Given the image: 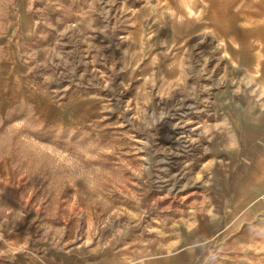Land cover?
<instances>
[{
    "label": "rangeland",
    "instance_id": "374dc122",
    "mask_svg": "<svg viewBox=\"0 0 264 264\" xmlns=\"http://www.w3.org/2000/svg\"><path fill=\"white\" fill-rule=\"evenodd\" d=\"M239 3L0 0V264L121 262L200 216L231 84L212 10Z\"/></svg>",
    "mask_w": 264,
    "mask_h": 264
},
{
    "label": "crops",
    "instance_id": "0c3cea01",
    "mask_svg": "<svg viewBox=\"0 0 264 264\" xmlns=\"http://www.w3.org/2000/svg\"><path fill=\"white\" fill-rule=\"evenodd\" d=\"M227 9L212 10L220 13L212 17L227 65L223 76L231 84L216 93L208 207L184 218L174 243L151 254L116 262L55 252L45 264H264V0ZM153 16L165 21L173 38L179 35L171 12L158 6Z\"/></svg>",
    "mask_w": 264,
    "mask_h": 264
},
{
    "label": "built area",
    "instance_id": "2783aa9c",
    "mask_svg": "<svg viewBox=\"0 0 264 264\" xmlns=\"http://www.w3.org/2000/svg\"><path fill=\"white\" fill-rule=\"evenodd\" d=\"M260 200H261V202H262L263 205H264V194L261 196Z\"/></svg>",
    "mask_w": 264,
    "mask_h": 264
}]
</instances>
